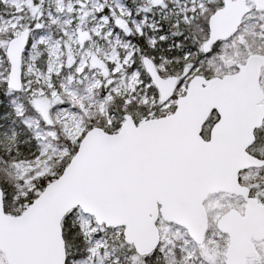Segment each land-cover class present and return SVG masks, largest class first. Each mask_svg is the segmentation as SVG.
<instances>
[{
  "label": "snow or ice",
  "instance_id": "snow-or-ice-1",
  "mask_svg": "<svg viewBox=\"0 0 264 264\" xmlns=\"http://www.w3.org/2000/svg\"><path fill=\"white\" fill-rule=\"evenodd\" d=\"M0 264H264V0H0Z\"/></svg>",
  "mask_w": 264,
  "mask_h": 264
}]
</instances>
